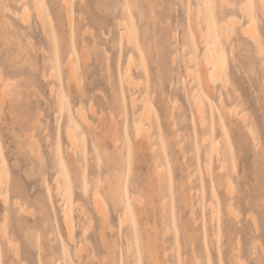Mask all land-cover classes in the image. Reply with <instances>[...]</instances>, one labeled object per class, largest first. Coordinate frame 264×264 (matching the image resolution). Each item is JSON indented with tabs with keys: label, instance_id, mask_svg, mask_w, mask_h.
<instances>
[{
	"label": "rangeland",
	"instance_id": "374dc122",
	"mask_svg": "<svg viewBox=\"0 0 264 264\" xmlns=\"http://www.w3.org/2000/svg\"><path fill=\"white\" fill-rule=\"evenodd\" d=\"M69 1L71 20L63 0H0V88L9 86L12 94L0 105V189H8L9 202L5 211L0 199V222L7 214L8 236L19 252V258L13 257L0 238V264H125L127 257L128 264H154L147 250L158 264H237L233 249L241 250L245 264H264V18L257 4L227 0L231 8L219 10L218 0H212V15L200 10L202 0ZM33 2L42 10L44 32ZM23 17L29 20L24 23ZM194 19L200 33L221 20L238 23L231 36L234 53L227 45L221 50L226 78L216 81L210 101L199 84L205 46ZM116 20L130 26L136 45L125 39L120 43L122 26ZM250 21L261 40L257 45L242 35ZM63 55L75 63L81 91L76 84L67 89ZM45 56L52 60L44 65ZM129 61L132 87L124 82ZM51 85L61 88L57 96L49 91ZM194 90L208 124L211 113L214 118L212 138L209 126L198 122ZM233 91L239 93L238 103L225 99ZM218 93L239 116L245 114L244 122L235 120L232 109L220 124ZM141 96L151 126L137 116L143 109L136 101ZM90 103L96 116L88 111ZM78 106L88 113L90 126L79 121L72 147L64 129L69 111ZM136 125L149 128L152 142L135 134ZM211 141L218 150L207 165ZM223 151L229 164L218 187L215 156ZM227 180L239 219L226 210ZM108 184L116 205L106 194ZM57 187L70 203L71 237L63 225ZM94 199L107 214L104 227ZM15 201L30 213L18 212Z\"/></svg>",
	"mask_w": 264,
	"mask_h": 264
},
{
	"label": "bare ground",
	"instance_id": "6f19581e",
	"mask_svg": "<svg viewBox=\"0 0 264 264\" xmlns=\"http://www.w3.org/2000/svg\"><path fill=\"white\" fill-rule=\"evenodd\" d=\"M197 1V0H196ZM256 4H257V6H258V8H259V11H261L260 13H261V15L263 16V18H264V0H253ZM200 2V1H199ZM214 2V1H213ZM70 3H72V2H70L69 0H63V4H64V7L67 9V11H68V13H69V19L71 20V12H72V9H71V6H70ZM229 4L230 3H228L227 2V0H218L217 1V3H216V5H215V7H217L219 10L221 9V8H226V9H230L231 8V6L230 7H228L229 6ZM33 5H34V7H35V10H36V14H37V18H38V20H39V22H40V25H41V29H42V31L44 32L45 31V24H44V20H43V16H42V10L40 9V6L37 4V3H35V2H33ZM33 7V8H34ZM200 10L201 11H204V12H206V13H208L209 12V14L211 13L212 15H213V13H212V0H202V2H201V4H200ZM239 11H244V8H243V6H240V8H239ZM228 12H230V11H227V13ZM247 15V18L248 19H250L251 18V14L250 13H247L246 14ZM246 15H245V17H246ZM23 16L25 17V14L23 13ZM23 17V19H24V23H26L29 19H27V21L25 20V18ZM27 17V16H26ZM28 18V17H27ZM90 18V17H89ZM88 19V18H87ZM87 19H86V21H87ZM214 19V18H213ZM85 20V19H84ZM198 20H199V18H198ZM206 20H207V18H206ZM209 20H211V19H209ZM117 21V20H116ZM194 22H193V27L195 28V30H196V32H198L200 35H201V38H202V40H203V44H204V46H205V49H204V53H203V58H204V61H203V63L200 65V68H199V81H200V89H201V91H202V93H203V95H204V97H205V99H207V100H211V98L212 99H214V96H213V90L216 88L215 87V84H217V80L218 79H220L221 78V80H222V76H224L225 78H226V71H225V61H224V56H223V54H222V46H228V49H229V52L230 53H234V48H235V46H234V43H233V39L231 38V36H232V34H234L235 32H234V30H235V28L237 27V24L238 23H236V21H228V22H224V21H219L218 22V27L217 26H215V24L213 25L212 23H210V24H208L206 27H205V31L204 32H202V33H200L201 31H200V29H199V26H198V22H196L195 21V19L193 20ZM118 22V24H119V26H122V37H120L119 38V41H120V43H122L123 41H124V39H125V41H127V43H131L132 44V42L134 43V38L132 37V34H131V28H130V26H128V25H125V23H123L122 21H117ZM87 23V22H86ZM204 23V22H203ZM215 23V22H214ZM70 25H71V22H70ZM85 25H87V24H85ZM253 26V21H250V25L249 26H245V27H242L241 29H242V35H244L247 39H249L251 42H253V43H255V45H257V43L259 42V40H260V38L257 36V35H255V33H253V31L251 30V27ZM86 27V26H85ZM12 28V27H11ZM238 28V27H237ZM92 31V30H91ZM235 31H237V30H235ZM239 31V30H238ZM241 31V30H240ZM91 33H93V31L91 32ZM241 33V32H240ZM2 34V33H1ZM94 34H92V36H93ZM235 35H237V34H235ZM106 36V35H105ZM28 39V38H27ZM95 39V38H94ZM9 41V40H8ZM27 41V40H26ZM261 41V40H260ZM28 42L29 43H31V44H29L30 46L32 45V42H30L29 40H28ZM4 43V42H3ZM9 43V42H8ZM134 45H136L135 43H134ZM260 45V44H259ZM257 47V46H256ZM260 47V46H259ZM261 48V47H260ZM260 48H259V50H260ZM44 50V49H43ZM262 51H264L263 50V48H262V50L260 51V52H262ZM44 52H46V51H44ZM107 52V51H106ZM260 52H259V54H260ZM52 53V52H51ZM50 53V54H51ZM45 55V54H44ZM46 55H49L48 54V52H46ZM65 55V54H64ZM64 55H63V57H64ZM261 55H262V58L264 59V53H261ZM54 58H55V60H56V62H59L60 63V58L58 57V55L57 54H55L54 56H53ZM70 58H71V56H70ZM69 57H64L63 59H62V66L64 67V69H65V78H66V80H65V85H66V87H67V89L68 88H70L71 87V84H76V86L78 87V83H77V67H76V65H75V63L72 61V59H70ZM189 59H190V57H188ZM44 61H43V63H44V65H45V61L46 60H48L47 61V64H48V62L50 61V60H52L50 57H48V56H45L44 57V59H43ZM82 60V59H81ZM191 60V59H190ZM55 62V61H54ZM264 62V61H263ZM128 64L126 65V68L124 69V82H125V84L127 85V86H131L132 87V81H131V79H130V77H129V74H130V69H132L129 65H131V64H129V63H131L130 61L129 62H127ZM50 64H53V62H51ZM58 64V63H57ZM53 66V65H52ZM132 66V65H131ZM54 67V66H53ZM58 67V66H57ZM61 67V66H60ZM45 68H46V66H45ZM130 68V69H129ZM43 69H44V67H43ZM59 69V68H58ZM57 69V70H58ZM188 71V70H187ZM52 72V71H51ZM50 72V73H51ZM190 71H188L187 73H189ZM50 73H49V80H50V78L52 77V76H50ZM53 73V72H52ZM52 73H51V75H52ZM186 73V74H187ZM0 74H1V72H0ZM45 74H46V72H45ZM44 74V75H45ZM190 75H191V72L189 73ZM189 74H187V75H189ZM264 74V73H263ZM261 75V76H264V75ZM55 74H53V76H54ZM57 75V74H56ZM188 76L189 77V79H190V77L191 76ZM48 77V76H47ZM56 77V76H55ZM1 78H2V74H1V76H0V82H1ZM6 78V77H5ZM44 78V77H43ZM53 78V77H52ZM52 78H51V80H52ZM263 78V77H262ZM262 78H260V79H262ZM3 79V78H2ZM36 79V78H35ZM55 79V78H54ZM235 79V78H234ZM5 81H6V79H4ZM46 80V79H45ZM58 80V79H57ZM264 80V79H263ZM33 81V80H32ZM37 81V80H36ZM35 81V82H36ZM217 81V82H216ZM223 81H224V79H223ZM3 82V81H2ZM1 82V83H2ZM79 82V81H78ZM226 82H228L227 80H226ZM237 82V81H236ZM263 83H264V81H262ZM52 83V82H51ZM61 82H59V87H60V85H62V84H60ZM7 85H8V83H6ZM37 84V83H36ZM228 84V83H227ZM3 85V84H2ZM35 85V84H34ZM33 85V86H34ZM41 85V84H40ZM80 85V84H79ZM13 86V85H12ZM221 86H223L222 87V89L223 90H226L225 89V86H224V84H222ZM228 86V85H227ZM226 86V87H227ZM9 86H7L6 87V85L5 86H3L2 88H0V105H2L3 106V104L5 103V101H6V99H7V96H12V94L11 95H8V92H10L9 91V89L7 90V88H8ZM15 87V86H14ZM51 89H49V91L50 92H53L54 93V95L55 96H57L58 95V91H59V89H61V88H58V89H55L54 90V88H52V85H51V87H50ZM79 88V87H78ZM230 88V87H229ZM232 88H234V86L232 87ZM231 88V89H232ZM79 91H81V87L79 88ZM49 92V93H50ZM219 92H221V91H219ZM238 92V91H237ZM236 93V92H235ZM234 93V91L233 92H229L228 94H227V97H225V99H227L228 101L230 100H232L233 101V103H238V99H237V97L236 96H238V95H236V94H239V93H236L235 94ZM10 94V93H9ZM81 94H82V92H81ZM236 95V96H235ZM240 96V95H239ZM83 98H85V96L83 97ZM239 98V97H238ZM224 98H223V95L221 94V93H218V96H217V103H218V106H219V109H220V111H221V118H219L220 119V124L221 125H223L224 124V121L227 119V118H229V113H228V110H232L233 109V113H235V114H237L239 111H237V113H236V111H235V109L234 108H229L228 107V105H227V101L225 100ZM7 100H9V97H8V99ZM12 100V99H11ZM43 100H46V99H43ZM106 100V99H105ZM134 100V99H133ZM138 100V102H140L141 103V105H142V107H143V109H142V111L141 112H138V114H137V116L139 117V118H141V119H143L144 121H145V123L146 124H150V126L152 125V122H151V118H150V113H149V109H148V106H147V102H145L144 100V97L143 96H141L140 97V99H136V101ZM239 100H240V98H239ZM243 100V99H242ZM191 101H192V104H193V108L195 109V111H196V115H197V119H198V122H199V124H201V126H203V127H206V126H209V128H210V136H211V138H212V136H213V130H214V118H213V116H211L212 115V113H211V115H210V123L208 124V122H207V119H206V117H205V112H204V104H203V102H202V99L200 98V96H199V94H198V92L197 91H193L192 92V95H191ZM226 101V102H225ZM229 101V102H230ZM45 102H47V100L45 101ZM44 102V103H45ZM109 103V102H108ZM242 103V102H241ZM91 104V103H90ZM209 104V106H210V110L212 111V107H211V104L210 103H208ZM231 104V103H230ZM49 105V104H48ZM237 105V104H236ZM5 106V105H4ZM58 106H60V103H59V105ZM68 107V109H70L71 107L70 106H67ZM80 107H82V106H80ZM79 106H78V108H76L74 111H73V113L71 114L70 113V111H69V114H68V123L69 124H67L66 125V127H65V129H64V131H65V136H66V138H67V140L69 141V143H70V145L73 147V146H75L74 145V143L76 142L75 141V139H76V135L78 134L77 132H76V130H77V128H78V126H79V121L83 124V125H85L86 127L89 125L90 126V121L88 120V117H87V114H86V112L82 109V108H80ZM2 108V107H1ZM90 109L88 110L87 108H86V110H88V111H90V113L91 114H95V116H96V109H94V106H93V108H92V104H91V106L89 107ZM240 108V107H239ZM93 109H94V112L95 113H93ZM173 109V108H172ZM237 109V108H236ZM3 111V109H1V111L0 112H2ZM229 112H231V111H229ZM235 114H233V115H235ZM232 115V114H231ZM242 115L243 116H239L238 114H237V117L235 118V120L237 121V122H239L240 121V119H242V121L244 122V119H246V117L245 118H243L244 117V113H242ZM0 116H2V115H0ZM230 119H232L231 118V116H230ZM229 119V120H230ZM253 121H254V119H253ZM255 122V121H254ZM248 123V122H247ZM81 124V125H82ZM246 124V123H245ZM244 125V124H243ZM249 125V124H248ZM255 125H256V123H255ZM88 126V127H89ZM92 126H94L93 125V123H92ZM224 126V125H223ZM245 126V125H244ZM246 126H247V124H246ZM202 127V128H203ZM242 127V126H241ZM223 128V127H222ZM89 129H91V127L89 128ZM83 130V129H82ZM87 130H88V128H87ZM149 130V128H147V127H144V126H142V125H136V130H135V134L137 135V136H139V137H142V138H144V139H146V140H148V142H150L151 141V133H150V131H148ZM223 130V129H222ZM237 130V129H236ZM242 130H243V127H242ZM247 130V129H246ZM89 131V130H88ZM233 131V130H232ZM245 131V130H244ZM248 131L249 132H252L251 131V128L250 129H248ZM257 131V130H256ZM91 132V130L89 131V133ZM224 132V131H223ZM239 132V131H238ZM248 132V133H249ZM96 133V132H95ZM254 134V133H253ZM257 134H258V132H257ZM255 137H257V136H255ZM254 137V135H252V138L254 139L255 138ZM251 138V137H250ZM152 139H154V138H152ZM33 140V139H32ZM204 140H206V139H204ZM257 140H258V138H257ZM33 141H35V139L33 140ZM126 141V140H125ZM221 141V140H220ZM152 142V141H151ZM257 142H260V141H257ZM257 142H256V144H257ZM138 143V142H137ZM209 144V143H208ZM260 145H261V143H259ZM94 145H96L97 146V142H95L94 141ZM124 145H126V144H124ZM77 146H78V144H77ZM76 147V146H75ZM217 147V144L215 143V141H211V144H210V155L208 156V163H207V165H211L212 164V151L213 150H218V148H216ZM216 148V149H215ZM260 148V147H259ZM264 148V147H263ZM79 149H80V147H79ZM153 149V148H152ZM83 149H81V151H82ZM122 150V149H121ZM260 150H261V152H260V155H264V149H261L260 148ZM77 151V150H76ZM79 151V150H78ZM77 151V152H78ZM153 152H154V150H152ZM215 152V151H214ZM78 154H79V152H78ZM83 154V153H82ZM80 156V155H79ZM70 157V155H68V158ZM84 157V156H83ZM228 156L226 155V152L225 151H223V152H221V153H217V155L215 156V162H216V164H217V169L219 170V171H217L218 173L216 174V177H217V181H216V183H217V186L218 187H220L221 186V183H222V178H223V173H221V171H225V172H227L228 171V164H229V161H228ZM209 167V166H208ZM208 170V168H207V166H205V171L207 172V173H209L207 170ZM227 170V171H226ZM210 171V170H209ZM224 174H226V173H224ZM189 183H191V182H189ZM2 185H4V175H3V173H0V187H2ZM98 185V184H97ZM107 187H108V190L106 191V194H107V196H108V199H109V201L112 203V204H114V205H116V195H115V192H114V190L111 188V185H107ZM8 191V189L6 188V189H4V191H2L1 189H0V199H1V201H2V203H3V205H4V208H5V211H7L8 210V205H9V202H8V198L6 197V192ZM226 191H227V193H226V196H225V199H224V202H225V206H226V210H227V213H229V214H231V216L233 215V217L235 216L234 214H235V212L233 211V209H232V203H231V198H230V194H231V187L229 186V184H228V180H227V188H226ZM230 192V193H229ZM55 193H56V195L57 196H59L60 197V199H61V201L64 203L63 205H62V214H63V225L65 226V230H66V233H67V235H68V237H71V235H72V233H73V231H74V229H73V224H72V220H71V218H70V212H69V200H68V198L67 197H65L66 196V194H65V192H62V190L59 188V187H57V190L55 191ZM97 199H94L93 200V202H94V206H95V208H96V210H97V214H98V216H99V214L101 215V221H100V223H101V225L103 226L104 225V223L105 222H108L107 220V214H106V212L104 211V209H103V207H102V205H101V203L99 202V201H96ZM193 201V200H192ZM234 201V200H233ZM68 203V204H67ZM232 204V205H231ZM69 205V206H68ZM13 206H15L16 208H18V212H20V213H22L23 215L25 214V213H30V210H28L27 211V209H26V207L24 206V204L23 205H19V203L17 202V201H15L14 203H13ZM212 210V209H211ZM27 213V214H28ZM212 213V212H211ZM27 214H25V215H27ZM30 215V214H29ZM212 215V214H211ZM191 216H193V215H191ZM213 216L214 215H212V218H213ZM238 216V215H237ZM237 216H235V218L237 217ZM250 216V215H249ZM253 216V217H252ZM251 216V220H252V222H253V225H254V227H255V230H256V232H258V230H259V228H258V224H257V222L255 221L256 219H253L254 218V215H252ZM100 217V216H99ZM124 217V219H125V217L127 218V216H123ZM85 218V217H84ZM193 218V217H192ZM195 218V217H194ZM238 219H239V217H237ZM7 220H8V216H7V214L5 215V219H4V221H3V223H1L0 222V238H1V241H4V245L8 248V249H10V250H12L13 251V257H17L18 256V253L19 252H17V250H18V248L16 247V245L9 239V236H8V231H7V228H6V222H7ZM126 220V219H125ZM128 220V219H127ZM126 220V221H127ZM126 221H125V223H126ZM90 222H91V220H90ZM103 223V224H102ZM88 225L90 226V224L88 223ZM88 226V227H89ZM104 227V226H103ZM108 227V226H107ZM86 229V228H85ZM90 229H91V226H90ZM103 229L104 228H101L100 229V233H101V235H102V238H103ZM110 229H112V228H110ZM88 231V230H87ZM104 231H105V229H104ZM110 231V230H109ZM114 231V230H113ZM112 231V232H113ZM167 231V230H166ZM83 233H84V236L86 235L85 233H86V230L85 231H83ZM73 237V236H72ZM88 237V236H87ZM85 238V237H84ZM72 239V238H71ZM103 240V239H102ZM86 242V244H88V241H87V239L85 240ZM103 244L107 247V249H109V247L107 246V244H105V241L103 240ZM80 246V249H79V251H80V253L82 254L83 253V251L85 252V249H83V247H82V245H79ZM91 247V246H90ZM87 248V247H86ZM255 248H256V246L254 245L253 246V249L255 250ZM89 249V248H88ZM87 250V249H86ZM88 251V250H87ZM241 250H238V249H236V251H235V249H233V251H230L231 253H232V255H233V257H234V259H235V262L237 263V264H245L243 261L244 260H242V255H240L241 254V252H240ZM95 253V252H94ZM93 252H92V254H91V257L92 258H94V259H96V257H95V254H94ZM147 253H149L148 255H150V256H148L149 257V259L154 263V264H158V260H157V258H155L153 255H151L150 254V251L149 250H147ZM260 253V252H259ZM263 255V254H262ZM125 256V255H124ZM264 256V255H263ZM126 257H127V255H126ZM18 258H19V256H18ZM87 259V256H83V259ZM103 258V257H102ZM128 258V257H127ZM127 258H126V261H125V264H128V261H127ZM198 258V257H197ZM202 258V257H201ZM232 258V257H231ZM245 258V257H244ZM104 259V258H103ZM196 259V258H195ZM87 261V260H86ZM86 261H85V263H86ZM98 261V260H97ZM196 261H197V259H196ZM103 262V261H102ZM198 262H199V260H198ZM105 263V262H104ZM163 264V263H162Z\"/></svg>",
	"mask_w": 264,
	"mask_h": 264
}]
</instances>
